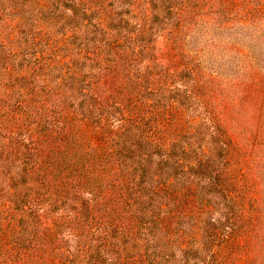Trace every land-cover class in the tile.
<instances>
[{
  "label": "trees",
  "instance_id": "trees-1",
  "mask_svg": "<svg viewBox=\"0 0 264 264\" xmlns=\"http://www.w3.org/2000/svg\"><path fill=\"white\" fill-rule=\"evenodd\" d=\"M257 93L264 0H0V264H264Z\"/></svg>",
  "mask_w": 264,
  "mask_h": 264
},
{
  "label": "rangeland",
  "instance_id": "rangeland-1",
  "mask_svg": "<svg viewBox=\"0 0 264 264\" xmlns=\"http://www.w3.org/2000/svg\"><path fill=\"white\" fill-rule=\"evenodd\" d=\"M256 96L257 97H259V98H264V95L263 94H260V93H257L256 94ZM219 101V98L217 97V102ZM250 103H257V105H258V100L257 99H255V98H250ZM264 104V103H263ZM262 112L264 113V110H262ZM263 115V114H262ZM255 118V117H254ZM256 119V118H255ZM251 121V118H249L248 119V122H250Z\"/></svg>",
  "mask_w": 264,
  "mask_h": 264
}]
</instances>
